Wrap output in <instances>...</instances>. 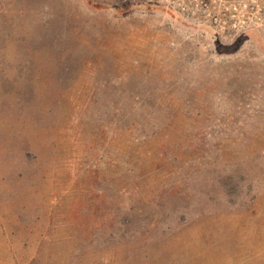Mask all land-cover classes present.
I'll return each mask as SVG.
<instances>
[{
  "label": "rangeland",
  "instance_id": "374dc122",
  "mask_svg": "<svg viewBox=\"0 0 264 264\" xmlns=\"http://www.w3.org/2000/svg\"><path fill=\"white\" fill-rule=\"evenodd\" d=\"M219 17L5 1L0 264H264V33Z\"/></svg>",
  "mask_w": 264,
  "mask_h": 264
},
{
  "label": "built area",
  "instance_id": "2783aa9c",
  "mask_svg": "<svg viewBox=\"0 0 264 264\" xmlns=\"http://www.w3.org/2000/svg\"><path fill=\"white\" fill-rule=\"evenodd\" d=\"M5 1L0 0V13ZM188 4L191 9L218 13L220 20L228 21L234 27L253 26L264 33V0H188Z\"/></svg>",
  "mask_w": 264,
  "mask_h": 264
}]
</instances>
